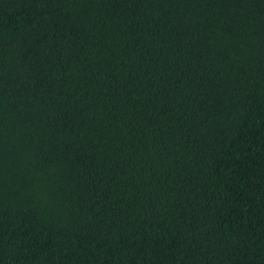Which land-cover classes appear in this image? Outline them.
Wrapping results in <instances>:
<instances>
[{
    "label": "trees",
    "instance_id": "obj_1",
    "mask_svg": "<svg viewBox=\"0 0 264 264\" xmlns=\"http://www.w3.org/2000/svg\"><path fill=\"white\" fill-rule=\"evenodd\" d=\"M0 264H264V0H0Z\"/></svg>",
    "mask_w": 264,
    "mask_h": 264
}]
</instances>
